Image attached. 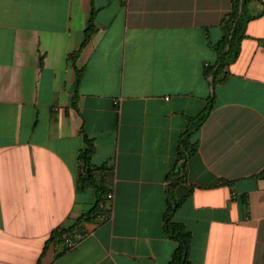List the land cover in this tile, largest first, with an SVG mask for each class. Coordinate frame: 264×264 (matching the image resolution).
<instances>
[{"label":"crops","instance_id":"0c3cea01","mask_svg":"<svg viewBox=\"0 0 264 264\" xmlns=\"http://www.w3.org/2000/svg\"><path fill=\"white\" fill-rule=\"evenodd\" d=\"M244 10L212 89L202 71L230 0H0V264H168L172 203L190 264H264V0ZM206 106L170 186L178 141ZM83 139L89 179L105 181L89 220ZM68 227L82 234L73 248L48 242Z\"/></svg>","mask_w":264,"mask_h":264},{"label":"trees","instance_id":"16d2710c","mask_svg":"<svg viewBox=\"0 0 264 264\" xmlns=\"http://www.w3.org/2000/svg\"><path fill=\"white\" fill-rule=\"evenodd\" d=\"M247 3L248 0H230V11L221 19L219 23V28L221 31L220 39L214 44L208 45V47L215 54V61L212 65H208L203 68L202 76L208 79V84L212 89L215 84L220 83L224 79L225 64L229 58L234 56L237 45L243 38L244 26L251 18L245 14L244 9ZM93 15L94 13L91 12L86 21L85 27L82 30V37L78 49L72 53V57H75L78 54L81 48H83V46L88 42L89 37L93 32ZM79 77L80 73L77 71L75 76L76 84L79 80ZM211 100L212 97L208 99L207 105H209ZM209 109L210 107L206 106L205 110L200 112L196 118L191 119L187 129L182 133L176 148V169H172L167 176L170 186L180 182L181 177L179 174L181 171H183V161L195 153L196 142L191 141L190 136L195 130L198 129L199 125L206 118ZM83 141L85 148L80 151L78 155V160L83 168V176L78 177V185L79 188H84V186L90 187L94 192V204L85 213V220H89V215L94 212L97 202H100L101 196L104 194L105 181L103 176H100L98 185H95L94 182L89 179L91 170H89L88 161L91 155V144L86 139H83ZM176 205L177 203L168 205L164 216V233L169 239L176 243L168 264H190L186 259L188 235L179 224L170 221V207H175ZM80 220L81 218H78L73 226L78 225L81 222ZM57 229H60L62 232L71 230L70 227L65 229H54L50 235V238L48 239V242H52L54 239L56 240L58 238V233L56 232Z\"/></svg>","mask_w":264,"mask_h":264},{"label":"built area","instance_id":"2783aa9c","mask_svg":"<svg viewBox=\"0 0 264 264\" xmlns=\"http://www.w3.org/2000/svg\"><path fill=\"white\" fill-rule=\"evenodd\" d=\"M111 198H112V195L108 193L106 195V199L110 200ZM230 198L231 199L235 198L233 192L230 193ZM56 232L58 233L57 241L63 244V246H65L66 248H73L77 244V242L80 240V238L82 237V234H80L79 232L75 230H69V231L62 232L60 231V229H57Z\"/></svg>","mask_w":264,"mask_h":264}]
</instances>
